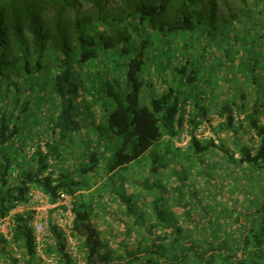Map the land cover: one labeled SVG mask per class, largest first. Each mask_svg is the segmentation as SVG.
Listing matches in <instances>:
<instances>
[{
  "label": "trees",
  "instance_id": "trees-1",
  "mask_svg": "<svg viewBox=\"0 0 264 264\" xmlns=\"http://www.w3.org/2000/svg\"><path fill=\"white\" fill-rule=\"evenodd\" d=\"M84 4L89 7L81 10ZM191 33L197 37L221 36L223 56L228 59L231 54L234 59V63L229 61L235 67L228 70L233 68L236 76L259 85L258 76L264 75V0H0V216L24 204L31 188L54 200L59 192L75 196L86 187L71 174H56L55 164L62 159L60 142L51 138L43 143L44 148L39 142L33 155L26 156L25 149L32 146L42 117L52 124L53 134L59 130V141L81 132H95L96 149L88 153V165L80 168V177L94 174L100 145L113 138L121 142L109 156L106 175L102 173L107 178L146 153L150 173L156 176L160 167L170 179L173 175L178 178L176 168L183 162L209 151L224 154L229 164L264 173V124L260 121L264 110L245 111L236 101L237 94L239 100L244 95L235 78L227 79L233 94L220 104L218 114L224 122L212 132L215 136L231 132L236 137L246 129L251 137L256 135L257 147L239 143L236 138V150L232 151L222 139L215 144L193 136L186 149L175 147L184 122L195 129L208 118L211 110L207 105L217 88L210 86L207 97L195 87L196 72H186L193 49V38L188 37ZM146 64L151 77L147 75L145 80L142 75V82ZM168 71L171 80H167ZM154 78L165 89L153 95L149 106H142V88L146 83L153 87ZM56 103L53 119L50 115ZM45 106L46 110L42 108ZM188 106L190 114L185 120ZM95 109L102 114L100 123ZM237 114L243 115L239 125L234 120ZM166 138L167 149L159 153ZM162 159L165 162L157 168ZM140 187L144 194L146 187ZM113 195L133 218L134 207L128 205L132 199L116 189ZM157 202L151 201L156 219L151 221L138 213V219L126 225V237L117 243L123 254H115L102 237L91 204L76 199L74 235L79 240L78 251H84V264H264V199L249 209L216 208L223 214L222 220L233 221V244L226 241L223 232L222 240L213 244L204 241L199 232L193 234L192 227L184 230L178 222H167L169 219L155 206ZM235 211L238 216H233ZM170 220L178 218L171 215ZM15 221L14 240L20 244L21 257L2 245L1 238L0 256L5 264H33L35 243L26 215H15ZM133 227L141 233H136V242L129 243L127 237ZM214 232L215 236L221 234ZM55 236L59 262L75 264L78 258L64 252L61 234L55 232Z\"/></svg>",
  "mask_w": 264,
  "mask_h": 264
},
{
  "label": "rangeland",
  "instance_id": "rangeland-1",
  "mask_svg": "<svg viewBox=\"0 0 264 264\" xmlns=\"http://www.w3.org/2000/svg\"><path fill=\"white\" fill-rule=\"evenodd\" d=\"M118 1L112 0L113 3ZM88 7L89 5L84 4L81 6V10H85ZM190 36L193 38L191 41L193 49H190L192 55L189 56L190 60L189 65L186 67V72H196L197 81L195 87L198 92H203L204 95L207 94V97H210L207 92L209 87H217L216 91H214V98L207 105L211 112L218 113L221 102L223 103V101H226L233 94L232 91H229L226 82L227 79L234 80V78L236 80L235 85L243 89L241 92L244 95V99L239 100V94H237L236 101L242 104L246 112H251L254 108L263 112L264 75H259V85L253 86L243 76H236L233 68L228 70L229 66L235 67L232 64L234 63V59L231 54L228 59L223 56L221 49L223 38L221 36L201 35L197 37L195 33L188 35V37ZM231 59L233 60L232 63L229 61ZM144 72L145 74H143ZM142 75H145V80L149 79L148 64L144 66L141 72V80L144 82ZM166 77L167 80H171L172 73L168 71ZM152 83L154 84L153 87L147 86L146 83L147 87L142 88L140 93V105L142 106H149L150 101L154 98L153 95L156 94L155 96H157L165 89L161 85L162 82L157 78H154ZM107 101L109 108L113 109V103L108 99ZM42 108L46 110L48 107ZM55 109H57V103L50 115L53 119L56 117ZM95 112L96 121L100 123L102 121V114L97 109H95ZM236 117L238 118L239 125V121L243 119V115L237 114ZM51 128L52 124L48 122V119L42 117L39 126L34 130L38 134H34L31 144L35 145L38 142L46 143L51 138L56 142H60L62 159L55 164L56 174L64 171L77 179L80 178L81 184H85L87 187L84 186L85 191L93 188L89 193L76 194L75 198L82 199L85 204H91L96 215V223L102 232V237L112 246L115 254H123V249H120L117 243L126 237V225L133 224L138 213H141L145 219L151 221L156 219L153 206L151 205L152 200L158 199L155 206L164 213V217L169 219L167 222H178L184 230L192 227L193 234L199 232V235L202 234L204 237V241L214 242L213 244H218L222 240L223 232L226 241L233 244V240H235L233 221H228L229 219L226 221L222 220L223 214L216 208H222L223 210L249 209L251 205L255 206V204L257 205L264 199V173L257 170L254 171L250 167H238L235 163L232 164L230 162L229 164L224 154L219 151L216 154L215 151H209L205 155L196 158V160L190 159L183 162L180 167L176 168L179 179L176 175H173L171 179L166 177L167 175H163L159 166L165 162L164 159L160 160L157 164V168L159 167L158 174L156 176L155 174H151L149 171L151 162L148 159V153L107 178L102 173L104 172L105 174V167L110 162V154L114 153L120 146L121 140L119 138H113L104 145H100L98 168L94 174H84V176L80 177V168L84 167L85 164L88 165V153L94 152L96 149L95 132L94 134L81 132L59 141V130L57 129L53 134ZM250 135L246 129H241L236 137L231 132H225L218 136V140L222 139L227 148L235 151L236 138L239 143L251 146L253 138ZM167 140L166 138L161 142L158 149L159 153L163 154L165 149H167ZM107 150L111 152L109 153ZM235 153L238 155V152ZM171 169L169 166L168 170L171 171ZM181 179L184 181L179 183ZM140 184L146 187L144 194ZM122 186H125L124 188L130 192L129 195ZM151 187L153 189L150 191ZM113 189H116L121 195H127L129 199H132L128 202V205L134 207L136 215L133 218H129L126 215V206L121 203L118 196L113 195ZM149 191L150 195L148 194ZM82 195L85 197H81ZM178 205H182L184 208H180ZM232 214L233 216H238L236 211ZM171 215L176 216L178 220H170ZM190 215H196V218L194 216L191 217L195 219L193 225ZM143 217H141V220H143ZM123 220L125 223L121 222ZM214 231L221 232V234L215 236ZM228 232L231 234H228ZM130 233L131 235L127 237V240L129 243H133L137 239L136 233L141 232L137 231V227H133ZM184 239L186 240V238ZM2 245L6 246V244ZM216 251L219 253L218 250ZM79 253L81 255L75 264H84V251H80ZM0 263H6L5 258L2 256H0ZM58 264H62V262H58Z\"/></svg>",
  "mask_w": 264,
  "mask_h": 264
},
{
  "label": "built area",
  "instance_id": "built-area-1",
  "mask_svg": "<svg viewBox=\"0 0 264 264\" xmlns=\"http://www.w3.org/2000/svg\"><path fill=\"white\" fill-rule=\"evenodd\" d=\"M190 114L189 106L186 107L184 115L185 120ZM235 122H238L236 115ZM260 121L264 124V115L260 117ZM224 122V117H220L217 112H211L206 120H204L195 129L184 122V131L175 140L176 148L184 150L188 147L191 137L198 140H212L218 144V136L212 132L218 124ZM192 134L189 130H192ZM252 148L258 145L256 135L252 134ZM39 143V142H38ZM15 146L17 142L14 141ZM43 147V143H39ZM36 145V144H35ZM35 145H28L25 149V154L30 158L35 150ZM44 148V147H43ZM234 158H238L235 154ZM15 172L12 176L15 177ZM76 202L75 196L68 195L64 192H59L54 200L38 189L31 188L27 194L24 204H17L6 215L0 216V238L6 244L9 250L14 251L18 257H21L22 250L14 240V228L16 226L15 215H26L27 226L31 229L35 243V261L38 264H58L60 254L57 250V239L55 232L61 234V239L64 242V252L72 259H77L79 256L78 240L74 235V221L76 214L74 205Z\"/></svg>",
  "mask_w": 264,
  "mask_h": 264
},
{
  "label": "crops",
  "instance_id": "crops-1",
  "mask_svg": "<svg viewBox=\"0 0 264 264\" xmlns=\"http://www.w3.org/2000/svg\"><path fill=\"white\" fill-rule=\"evenodd\" d=\"M236 159V158H235ZM93 190V188H91V189H89V190H83V191H81V192H79V193H82V194H84V193H89V192H91ZM78 194V193H77ZM81 197H85V196H81Z\"/></svg>",
  "mask_w": 264,
  "mask_h": 264
}]
</instances>
